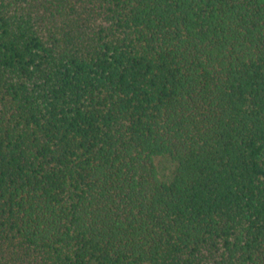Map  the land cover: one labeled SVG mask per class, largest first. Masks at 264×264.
<instances>
[{"label": "trees", "instance_id": "1", "mask_svg": "<svg viewBox=\"0 0 264 264\" xmlns=\"http://www.w3.org/2000/svg\"><path fill=\"white\" fill-rule=\"evenodd\" d=\"M0 264H264V0H0Z\"/></svg>", "mask_w": 264, "mask_h": 264}, {"label": "rangeland", "instance_id": "2", "mask_svg": "<svg viewBox=\"0 0 264 264\" xmlns=\"http://www.w3.org/2000/svg\"><path fill=\"white\" fill-rule=\"evenodd\" d=\"M165 164H166V168H168V167H169V165H170L168 162H167V163H165Z\"/></svg>", "mask_w": 264, "mask_h": 264}]
</instances>
